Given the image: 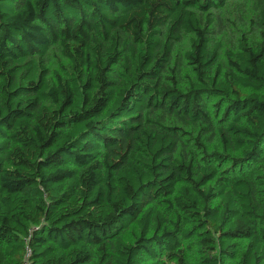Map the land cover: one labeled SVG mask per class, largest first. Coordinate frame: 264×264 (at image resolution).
Wrapping results in <instances>:
<instances>
[{
  "label": "trees",
  "instance_id": "obj_1",
  "mask_svg": "<svg viewBox=\"0 0 264 264\" xmlns=\"http://www.w3.org/2000/svg\"><path fill=\"white\" fill-rule=\"evenodd\" d=\"M0 264H264V0H0Z\"/></svg>",
  "mask_w": 264,
  "mask_h": 264
}]
</instances>
